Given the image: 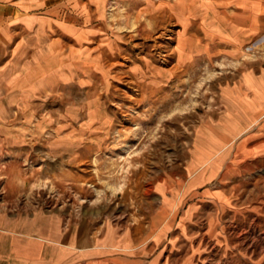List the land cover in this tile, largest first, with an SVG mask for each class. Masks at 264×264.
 <instances>
[{
    "label": "rangeland",
    "instance_id": "obj_1",
    "mask_svg": "<svg viewBox=\"0 0 264 264\" xmlns=\"http://www.w3.org/2000/svg\"><path fill=\"white\" fill-rule=\"evenodd\" d=\"M76 3L89 17L90 39L60 38L58 58H44L35 77L39 89L33 82L23 91L0 89V214L57 209L95 227L130 210L158 209L154 188L180 174L189 156L196 99L218 59H178L179 0ZM187 29L184 39L194 22ZM190 43H182L185 53ZM255 221L232 234L231 255L219 264H264V213Z\"/></svg>",
    "mask_w": 264,
    "mask_h": 264
},
{
    "label": "crops",
    "instance_id": "obj_2",
    "mask_svg": "<svg viewBox=\"0 0 264 264\" xmlns=\"http://www.w3.org/2000/svg\"><path fill=\"white\" fill-rule=\"evenodd\" d=\"M83 6L0 0V89L23 91L29 82L39 89L35 77L44 58H58L60 38L90 39ZM178 15V59L213 53L218 66L196 99L200 110L180 174H166L154 188L158 209L130 210L95 227L57 209L20 218L0 214V264H206L216 255L219 264L231 255L232 234L258 223L264 213V0H179ZM190 22L195 33L184 39ZM184 40L191 42L186 53Z\"/></svg>",
    "mask_w": 264,
    "mask_h": 264
}]
</instances>
